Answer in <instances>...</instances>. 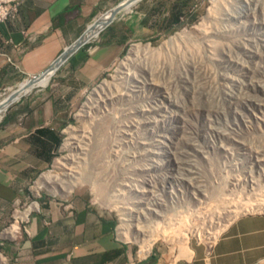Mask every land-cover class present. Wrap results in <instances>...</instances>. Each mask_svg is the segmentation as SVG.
<instances>
[{
	"label": "rangeland",
	"instance_id": "374dc122",
	"mask_svg": "<svg viewBox=\"0 0 264 264\" xmlns=\"http://www.w3.org/2000/svg\"><path fill=\"white\" fill-rule=\"evenodd\" d=\"M162 2L177 5L174 26L130 42L112 68L73 99L53 165L15 206L1 241L28 233L30 218L49 203L72 204L80 197L116 220L117 238L134 249L136 260L156 248L211 246L239 216L264 213V161L255 159H264V0H223L217 12L213 0ZM137 3L114 21L144 0ZM177 35L187 38L169 46ZM163 45L162 53L155 51ZM136 46L153 52L134 56ZM63 65L45 87L11 107L49 88ZM18 88L0 91V99ZM70 130L73 149H64ZM46 174L54 181L41 182ZM129 209L146 233L166 228L179 237L159 236L141 255L143 243L119 235L121 214Z\"/></svg>",
	"mask_w": 264,
	"mask_h": 264
},
{
	"label": "crops",
	"instance_id": "0c3cea01",
	"mask_svg": "<svg viewBox=\"0 0 264 264\" xmlns=\"http://www.w3.org/2000/svg\"><path fill=\"white\" fill-rule=\"evenodd\" d=\"M123 1L23 0L15 14L0 19V91L43 72L98 13ZM166 6L144 0L72 54L49 88L21 100L0 120V231L35 178L53 165L73 99L99 81L130 42L172 28L178 7ZM67 82L71 88L59 87ZM27 227L18 239L0 241L8 264H264V213L239 216L210 247L156 248L141 261L116 237V220L83 197L72 204L49 203Z\"/></svg>",
	"mask_w": 264,
	"mask_h": 264
},
{
	"label": "bare ground",
	"instance_id": "6f19581e",
	"mask_svg": "<svg viewBox=\"0 0 264 264\" xmlns=\"http://www.w3.org/2000/svg\"><path fill=\"white\" fill-rule=\"evenodd\" d=\"M231 1H233V0H231ZM235 1V4L234 5H236L237 4V1L238 2H240V0H234ZM247 5L248 4H251V0H243ZM221 3H223V0H213V5H214V7H213V9L215 8V7H218ZM133 6V5H132ZM129 8V7H128ZM127 9V8H126ZM216 9V8H215ZM216 12H217V9L215 10ZM210 13V12H209ZM244 14H246V15H250V16H255L256 14H255V12H253V13H247V12H245ZM208 17L206 18L207 20L210 18V19H212L211 17H213V16H211V13L209 14V15H207ZM245 16V15H244ZM243 16V18H245ZM256 17V16H255ZM110 19V13H107V14H105V15H103V16H101L98 20H96V21H94L93 23L95 24V29H94V31H92V32H90L89 33V35L87 36V37H92V36H96V34H97V32H98V30L103 26V24H105L108 20ZM239 20V19H238ZM203 24V23H202ZM93 25V24H92ZM236 28H238V27H236ZM204 30V29H203ZM225 36H227L226 34H224ZM223 35V36H224ZM187 38V36L185 35V36H183V35H177V36H175L174 38H171L170 39V41L168 42V45L169 46H172V45H174L175 43H177V42H180L181 40H182V38ZM163 48H164V45H163V47H160L158 50L156 49L155 51L156 52H161L162 53V51H163ZM211 48V47H210ZM152 52H153V50L150 48V47H148V46H145V47H141V46H136V47H134L133 49H132V52H131V54L132 55H134V56H137V55H139V54H149L150 55V53L152 54ZM210 52V51H209ZM55 74V72H48L46 75H44V76H36L35 78H33L32 80L33 81H35V87H45L46 85H47V83L50 81V79H51V76H52V74ZM106 84V83H105ZM32 89V86H30V83H29V80H25L23 83H21L20 85H19V88H18V90L20 91V93H29V91ZM37 89V88H36ZM17 90V89H16ZM16 90H14V91H16ZM14 91H12L11 93H9L8 95H6L5 97L3 96V98H1L0 99V116L5 112V110H6V108H7V106H8V97L12 94V93H14ZM2 97V96H1ZM90 99V98H89ZM88 104H89V102H88ZM114 124V123H113ZM102 133V132H101ZM104 137V136H103ZM97 139V138H96ZM73 140H74V136H73V134H72V130H70L69 131V137H68V139H67V141L65 142V144H64V149L66 148V149H68V148H70V147H72V145L74 144L73 143ZM99 141V140H98ZM97 142V141H96ZM99 143V142H98ZM72 149H73V147H72ZM76 149V148H75ZM257 154V153H256ZM255 159H256V162H263L264 161V159H259V155H255ZM57 163L59 164V161H57ZM62 165V164H61ZM51 174H46V175H42L41 176V182H43V183H49V182H51V181H54L53 179H52V177L50 176ZM93 184V183H92ZM44 185V184H43ZM94 186H95V184H93ZM92 185V186H93ZM96 187V186H95ZM219 194V193H218ZM219 195H221V194H219ZM218 195V196H219ZM222 197V196H221ZM220 197V198H221ZM99 198H100V195L98 194V196L96 197V199L97 200H99ZM212 198V197H211ZM217 198V197H216ZM219 198V197H218ZM216 199V200H219V199ZM113 207V206H112ZM209 207H211V206H209ZM117 208H119V206H117ZM128 211H130V212H127V213H124V212H122V217H121V225H120V227L118 228L119 229V234L121 235V237H124V235H126V234H130L129 236L131 237L132 236V238H134L135 240L137 239V240H139L141 243H143V245H142V249L140 248V253H141V255H145L146 253H147V251L150 249V247H151V243H153L154 242V240L155 239H157L159 236H161L162 237V239L163 238H165L164 240H166V239H168V240H175L176 238H178L179 236L176 234V233H174V232H172V231H170L169 229H166V228H162L163 230L161 231L160 230V232L159 231H157V230H149L148 231V233H146L147 232V230H144L143 228V226H139L138 224H136V223H133L134 221H135V219H134V217L132 216L131 217V214H132V210L131 209H129ZM231 217V216H230ZM23 218V217H22ZM18 219L19 220H21V217H18ZM230 219V218H229ZM170 225H168L167 227H169ZM170 228V227H169ZM14 229H15V227H14ZM13 230V228L11 227V229L9 230V232L10 233H16V231L14 232V231H12ZM12 231V232H11ZM180 231V230H179ZM176 232V231H175ZM183 236V235H182ZM145 237H147V238H145Z\"/></svg>",
	"mask_w": 264,
	"mask_h": 264
},
{
	"label": "water",
	"instance_id": "95a60500",
	"mask_svg": "<svg viewBox=\"0 0 264 264\" xmlns=\"http://www.w3.org/2000/svg\"><path fill=\"white\" fill-rule=\"evenodd\" d=\"M138 1H140V0H125V1L121 2L120 4H118L117 6H115L113 9L109 10L108 12H106L105 14L110 13V19L105 24H103V26L98 30L96 36L105 27L110 25L117 18L118 15H120L123 12H127L126 8L131 7L132 5L136 4ZM92 24L88 27V29L73 44H71L70 46L66 47L63 50V52L43 72H41L40 74H38L36 76H44L48 72H56L68 60V58L72 54H74L77 50H79L80 48L85 46L87 43H89L92 39H94L96 36L87 37L89 35V33L94 31V29H95L94 28L95 24L94 23H92ZM34 77L35 76H33V78ZM33 78L29 79V83H30V86H32V89H34L35 85H36L35 81L32 80ZM20 91L17 89L16 91H14V93H12L8 97V102L9 103H8V106H7L6 110H8L9 107H11L13 104H15L18 100H20L23 96H25L28 93L27 92V93L24 94V93H20Z\"/></svg>",
	"mask_w": 264,
	"mask_h": 264
},
{
	"label": "built area",
	"instance_id": "2783aa9c",
	"mask_svg": "<svg viewBox=\"0 0 264 264\" xmlns=\"http://www.w3.org/2000/svg\"><path fill=\"white\" fill-rule=\"evenodd\" d=\"M23 0H0V5H1V12H0V19L3 17H7L10 15H13L17 12L18 7L20 6L21 2ZM2 245V243H0ZM206 246V245H205ZM206 247H210V246H206ZM140 253V251H139ZM138 261H141L142 258H140V256H138ZM147 256H145L143 259H145ZM8 259L7 257L4 255L3 252L0 251V264H8ZM134 264V262H132Z\"/></svg>",
	"mask_w": 264,
	"mask_h": 264
},
{
	"label": "clouds",
	"instance_id": "9594fccd",
	"mask_svg": "<svg viewBox=\"0 0 264 264\" xmlns=\"http://www.w3.org/2000/svg\"><path fill=\"white\" fill-rule=\"evenodd\" d=\"M18 8H19V7H18ZM113 22H114V21H113ZM113 22H112V23H113ZM105 28H106V27H105ZM105 28H104V29H105ZM104 29H103V30H104ZM103 30H102V31H103ZM102 31H101V32H102ZM101 32H100V33H101ZM100 33H99V34H100ZM99 34H98V35H99ZM98 35H97V36H98ZM97 36H96V37H97ZM96 37H95V38H96ZM95 38H94V39H95ZM92 40H93V39H92ZM92 40H91V41H92ZM91 41H90V42H91ZM90 42H89V43H90ZM87 44H88V43H87ZM87 44H86V45H87ZM83 47H84V46H83ZM34 76H36V75H34ZM32 77H33V76H32ZM32 77H31V78H32ZM31 78H30V79H31ZM116 237H117V235H116ZM2 240H3V239H2ZM0 241H1V239H0ZM1 242H2V241H1ZM1 242H0V243H1ZM2 244H3V243H2ZM1 252H2V251H1ZM4 255H5V254H4ZM147 257H148V256H147ZM147 257H146V258H147ZM146 258H145V259H146ZM142 260H144V259H142Z\"/></svg>",
	"mask_w": 264,
	"mask_h": 264
}]
</instances>
